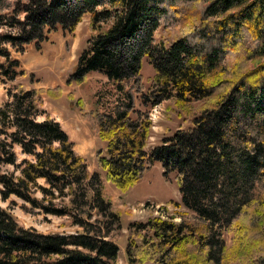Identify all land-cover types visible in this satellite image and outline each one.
Here are the masks:
<instances>
[{
  "label": "trees",
  "instance_id": "1",
  "mask_svg": "<svg viewBox=\"0 0 264 264\" xmlns=\"http://www.w3.org/2000/svg\"><path fill=\"white\" fill-rule=\"evenodd\" d=\"M0 7L10 10L8 27L17 28L0 35L8 65L0 70L8 81L25 72L16 71L18 61L4 45L22 52L57 27L73 33L88 16L90 36L66 84L98 72L121 94L112 113L94 116L76 101L105 142L96 153L104 179L89 172L59 123L48 115L38 121L42 97L60 98V87L7 90L9 101L0 108L1 200L14 196L45 215L67 217L79 231L39 233L0 207V264H117L122 211L105 181L125 193L156 163L165 175L175 173L181 204L195 218L128 223V264H228L235 249L226 250L227 236L244 240L247 215L261 228L257 239L236 242V262L264 264V62L244 72L222 67L231 53L244 60L264 56V0H0ZM177 25L178 36L166 39L165 30ZM144 59L154 73L146 89ZM163 101L184 109L189 125L147 151L150 109ZM195 102L208 103L190 109ZM7 166L13 171L2 170Z\"/></svg>",
  "mask_w": 264,
  "mask_h": 264
},
{
  "label": "rangeland",
  "instance_id": "2",
  "mask_svg": "<svg viewBox=\"0 0 264 264\" xmlns=\"http://www.w3.org/2000/svg\"><path fill=\"white\" fill-rule=\"evenodd\" d=\"M9 1L14 3V0ZM185 9L183 7V10ZM9 15L10 10L0 7V35L17 33V28L8 27ZM23 16V13L19 12L18 17L20 20L23 19ZM88 19V16L83 18L73 33L63 32L60 27H57L54 32L48 35L47 41L40 43L38 46L34 42L27 44L22 52H17L9 45H4L10 53V60L18 61L16 71L18 73L25 72V74H19L13 82H10L5 76L1 75L0 70V108L9 101L7 90L16 85H23L26 88L35 87L36 89L60 87L62 90L60 98L52 100L47 98L46 95L42 97L44 101L41 110L44 114L38 116V121L44 120V115H48L58 122L73 144L74 151L85 160L89 172L96 171L105 179L104 172L96 163V153L104 150L105 142L94 133L90 124L83 118L76 101L80 100L84 105V110L94 116V114L112 113L115 105L121 99V94L116 91L114 85L105 76L98 72L89 73L86 81L82 84H66L90 36ZM161 30L160 27L157 33H161ZM179 31L178 25L175 27L169 26L164 32L166 39L173 40L175 36H178ZM157 33L155 39L158 42L161 40V36ZM259 62H264V56L244 60V58H238L231 53L222 61V67L225 72H230L233 69L244 72L253 69ZM2 65L8 67L5 59L0 57V66ZM6 68L3 67V70ZM153 74L152 67L144 59L142 75L145 89L149 86ZM68 95L73 96L69 98ZM207 103L195 102L189 108L194 109ZM138 108L142 109L140 101H138ZM185 117L184 109L177 107L173 101H163L156 107L151 108L152 129L147 140L146 150L149 151L160 145L163 138L172 136L176 130L187 128L189 121L185 122ZM15 152L19 160L24 158L19 148H16ZM2 170L12 172L13 167H3ZM174 174L172 172L165 175L161 165L156 163L145 172L137 184L125 193H121L113 184L107 182V180L105 181L107 195L122 211L123 230L121 236L114 237V241L120 248L117 264H128L124 253L128 223L146 221L147 218L156 216L163 219L173 218L172 221L177 223L181 221L192 222L194 220V214L186 210L181 204V196ZM39 183H42V181H39ZM33 197L40 201L42 194L36 191L33 193ZM0 207L10 213L19 226L35 229L39 233L55 234L79 231V228L71 226V222L67 217L45 215L40 209H33L30 204L14 196L6 201H2L0 197ZM252 210L248 213H251ZM246 217L248 227H246L244 240L237 242V237L232 233L227 236L228 246H226V250L232 251L233 248L235 249V252L230 254L228 264L229 262L230 264H240L236 262L241 254L235 248L237 243L244 246L248 240L257 239L255 236L259 235L261 226L257 218L249 215ZM242 222L244 223L245 220H240L241 224H243Z\"/></svg>",
  "mask_w": 264,
  "mask_h": 264
},
{
  "label": "crops",
  "instance_id": "3",
  "mask_svg": "<svg viewBox=\"0 0 264 264\" xmlns=\"http://www.w3.org/2000/svg\"><path fill=\"white\" fill-rule=\"evenodd\" d=\"M35 88V87H34Z\"/></svg>",
  "mask_w": 264,
  "mask_h": 264
}]
</instances>
